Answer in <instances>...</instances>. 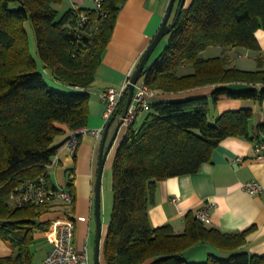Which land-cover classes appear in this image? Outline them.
<instances>
[{
    "label": "trees",
    "instance_id": "16d2710c",
    "mask_svg": "<svg viewBox=\"0 0 264 264\" xmlns=\"http://www.w3.org/2000/svg\"><path fill=\"white\" fill-rule=\"evenodd\" d=\"M63 1L0 0V237L13 249L0 256V264L34 262L36 233L47 225L41 217L53 204L14 206L10 196L41 176L55 187L50 167L63 141L73 136L60 141L64 126L76 132L89 118L91 95L78 89L94 83L127 0H100V6L74 0L60 16L56 5ZM259 29L264 30V0H192L183 9L167 46L142 78L157 94L215 89L211 97L152 101L142 120L127 129L112 167L113 209L101 250L105 264H264V255L243 248L254 226L226 232L190 210L184 230L176 232L171 224L155 226L150 217L158 182L198 172L228 137L261 141L264 126L252 134L251 107L211 117L222 98L264 99V58H256V69H241L231 65L228 53L230 48L260 53ZM210 46H222L224 53L204 57ZM45 72L69 89L53 87ZM128 95L129 90L121 113ZM69 175L73 192V169ZM197 245L211 249L204 261L187 256Z\"/></svg>",
    "mask_w": 264,
    "mask_h": 264
},
{
    "label": "crops",
    "instance_id": "0c3cea01",
    "mask_svg": "<svg viewBox=\"0 0 264 264\" xmlns=\"http://www.w3.org/2000/svg\"><path fill=\"white\" fill-rule=\"evenodd\" d=\"M74 1V0H72ZM85 0L82 4L95 6ZM192 0H187L186 7ZM171 0H127L119 12L112 38L102 56V62L97 69L96 78L92 86L78 90L90 93L89 118L86 128L89 130L107 127L104 117L105 102L101 94L109 87L122 86L127 76L134 74L146 50L160 30L168 13ZM180 1H176L170 23L174 20ZM261 45L260 53L245 48H230L231 65L241 69L258 68L257 57L264 58V30L256 33ZM167 39L160 42L167 44ZM34 43V42H33ZM35 44V43H34ZM157 47V48H158ZM34 49V48H33ZM157 50V49H156ZM155 50V52H156ZM153 54L152 62L157 54ZM222 46H210L202 55L206 58L222 55ZM238 57V60L236 58ZM41 69V66H40ZM42 70V69H41ZM46 77L50 84L59 89H69L55 80L50 74ZM242 85H233L240 88ZM214 85L198 87L178 94H158L153 100L161 101L170 98L207 96L211 97ZM75 90V89H73ZM251 107L254 110L252 120V134L258 131V126H264V99L262 101H243L234 98H222L216 107H212V119L219 113L230 109ZM118 114L121 112L118 111ZM144 113L138 118V124ZM119 119L115 116L109 128L108 141L113 136ZM66 133L60 141L74 135V131L67 126ZM120 129L117 139L111 149L105 168L113 167L117 148L126 133ZM105 132V130H104ZM104 132L96 137L91 132L80 136V142L75 154H71L67 140L59 147L58 153L50 167V181L55 187L68 188L69 174L73 169L75 200L71 207L53 204L41 221L47 223L45 231L36 233V242L33 245L35 257L33 264H43L45 257L53 247L48 239L50 230L55 229L58 221L72 217L76 223L75 243L81 247L88 243L92 232V222H95V186L99 168L100 149ZM257 141L243 137L231 136L224 139L214 150L210 162L202 165L200 170L193 174L171 177L158 182L155 191V202L150 209V217L155 226L171 224L176 232H182L185 227V216L193 210L198 212L207 206L208 225L216 226L226 232H236L254 226L249 233L244 250L264 255V190L261 194L251 195L242 185L248 181H257L264 186V157H257L254 153ZM109 223H104L103 233L108 230ZM13 249L0 237V256H8ZM101 264H105L103 256Z\"/></svg>",
    "mask_w": 264,
    "mask_h": 264
},
{
    "label": "built area",
    "instance_id": "2783aa9c",
    "mask_svg": "<svg viewBox=\"0 0 264 264\" xmlns=\"http://www.w3.org/2000/svg\"><path fill=\"white\" fill-rule=\"evenodd\" d=\"M85 0H78L83 2ZM100 6V0H96ZM129 74L125 83L120 87H109L102 94V100L105 102L104 117L106 122L117 116L122 122L120 129H129L132 127L139 116L150 109L152 101L157 97V92L151 89L145 82L140 80L135 85V93L128 109L118 114L120 103L124 94L129 90L131 78ZM105 127L89 130L82 127L67 141V146L71 154H75L80 142V136L91 132L96 137H100ZM254 153L257 157H264V133L261 141L256 145ZM242 188L251 195L261 194L264 186L257 181H248L242 185ZM74 193L66 187H51L46 176L38 179L27 180L17 188L10 196V201L14 206H24L28 204H61L66 208L72 206L74 202ZM208 207L205 206L197 212V216L206 220L208 218ZM76 223L72 217H67L63 221H58L55 229L50 230L48 239L53 247L45 257L43 264H94L90 255L88 243L80 248L75 243Z\"/></svg>",
    "mask_w": 264,
    "mask_h": 264
},
{
    "label": "water",
    "instance_id": "95a60500",
    "mask_svg": "<svg viewBox=\"0 0 264 264\" xmlns=\"http://www.w3.org/2000/svg\"><path fill=\"white\" fill-rule=\"evenodd\" d=\"M176 1H178V0H171V4H170L169 10H168V13L164 19V22H163L160 30L158 31V33L154 37L152 43L150 44V46L146 50L141 62L139 63L137 69L135 70V72L131 78V83L129 85V95L127 98L125 111L130 106L132 99L134 97L136 83L145 75L146 71L152 67V63H150V59L153 56L155 50L157 49L160 42L164 39V37L169 35L171 33V31L174 29V27L176 26V24H177V22L181 16L183 9L186 7L185 5H186L187 0H179L180 4H179L177 14H176L174 20L170 23L169 22L170 17L172 15L173 8H174ZM114 118H115V116L108 122V125L105 129V132H104V135L102 138L101 149H100L99 168H98V174H97L96 186H95L96 238H95L94 256H93L94 264H101V250H102V238H103V221H102V211H101V207H102L101 191H102L103 172L105 169V164H106V161L108 159L109 153L114 146V143L117 139V136H118L121 124H122L121 121L118 122L117 128H116L113 136L111 137V139L107 143L109 128H110L111 124L113 123Z\"/></svg>",
    "mask_w": 264,
    "mask_h": 264
},
{
    "label": "rangeland",
    "instance_id": "374dc122",
    "mask_svg": "<svg viewBox=\"0 0 264 264\" xmlns=\"http://www.w3.org/2000/svg\"><path fill=\"white\" fill-rule=\"evenodd\" d=\"M88 3L94 4L92 0H90ZM73 1L72 0H64L62 3L57 4L56 7L59 10L60 16H62L70 7H72ZM167 41H169V36H166ZM168 44V42H167ZM167 44H161L155 54H160ZM34 48V49H33ZM32 52L35 54V44L32 42ZM238 60V57L236 58ZM141 82L144 81V78L140 79ZM112 177H113V172L112 168H105L103 172V178H102V221L103 225L104 223H109L111 219V214H112V209H113V191H112ZM88 246H89V251L90 255L94 256V246H95V222H92V232L89 237L88 241ZM211 251L209 247L206 245H197L193 247L190 251L187 252V256L190 260L192 261H204L207 258L208 253Z\"/></svg>",
    "mask_w": 264,
    "mask_h": 264
}]
</instances>
